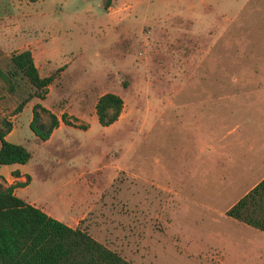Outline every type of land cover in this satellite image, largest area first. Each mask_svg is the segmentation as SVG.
Here are the masks:
<instances>
[{"label": "rangeland", "instance_id": "rangeland-1", "mask_svg": "<svg viewBox=\"0 0 264 264\" xmlns=\"http://www.w3.org/2000/svg\"><path fill=\"white\" fill-rule=\"evenodd\" d=\"M23 49L42 98L11 72ZM36 102L58 118L46 140ZM3 121L30 156L0 182L132 264H264V231L224 213L264 171V0H0Z\"/></svg>", "mask_w": 264, "mask_h": 264}, {"label": "trees", "instance_id": "trees-1", "mask_svg": "<svg viewBox=\"0 0 264 264\" xmlns=\"http://www.w3.org/2000/svg\"><path fill=\"white\" fill-rule=\"evenodd\" d=\"M111 2L100 0L101 8L109 9ZM9 60L11 72L20 73L34 87L32 95L44 97L51 75L38 74L30 50L18 51ZM121 108L122 99L119 95L103 92L94 102L97 122L102 126L109 125L117 119ZM42 114L45 115L44 121L41 120ZM60 119L70 124L64 113H61ZM1 125L0 164L26 162L29 151L21 144L5 139L10 122L3 121ZM28 125L39 139L46 140L57 127L58 118L36 102L31 106ZM11 175L18 176L19 173L12 170ZM25 183L17 181L3 185L0 182V264H132L85 229L71 227L17 196L13 188ZM224 213L236 221L264 231V176L234 200Z\"/></svg>", "mask_w": 264, "mask_h": 264}, {"label": "crops", "instance_id": "crops-1", "mask_svg": "<svg viewBox=\"0 0 264 264\" xmlns=\"http://www.w3.org/2000/svg\"><path fill=\"white\" fill-rule=\"evenodd\" d=\"M257 158H259V160H261V161H264V145L262 146V144H261V146H260V150H259V153H258V155H257ZM21 173L19 172V175H20ZM262 176H264V171L260 174V176H259V178L252 184V185H254ZM6 179H7V177H6ZM251 185V186H252ZM250 186V187H251ZM16 187V186H15ZM15 187L13 188V192H14V189H15ZM249 187V188H250ZM248 188V189H249ZM39 208H41L42 210H44V212H46L47 214H49V212L47 211V210H45V208H43L42 206H39ZM52 217H53V215H52Z\"/></svg>", "mask_w": 264, "mask_h": 264}]
</instances>
